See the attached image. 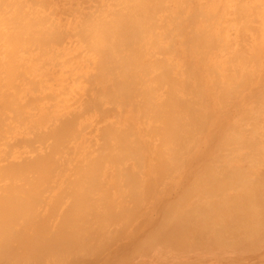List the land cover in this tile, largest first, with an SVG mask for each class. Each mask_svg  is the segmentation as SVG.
<instances>
[{
  "label": "bare ground",
  "instance_id": "obj_1",
  "mask_svg": "<svg viewBox=\"0 0 264 264\" xmlns=\"http://www.w3.org/2000/svg\"><path fill=\"white\" fill-rule=\"evenodd\" d=\"M54 1L0 0V264L263 262L264 0Z\"/></svg>",
  "mask_w": 264,
  "mask_h": 264
},
{
  "label": "rangeland",
  "instance_id": "obj_2",
  "mask_svg": "<svg viewBox=\"0 0 264 264\" xmlns=\"http://www.w3.org/2000/svg\"><path fill=\"white\" fill-rule=\"evenodd\" d=\"M51 1V2H50ZM48 2H50V4H51V6L54 8L55 7V5L53 4V3H58L57 1H54V0H48ZM231 2H236V0L234 1V0H231L230 1V4H231ZM230 4H229V6H230ZM52 8V9H53ZM230 8V7H229ZM228 8V11L230 12V9ZM228 12V13H229ZM232 17V15H230V17L228 16V18H231ZM261 22V21H260ZM252 24H255V22L254 23H252ZM264 25V24H263ZM263 25H260L261 27H263L262 28V33H264V26ZM233 30H234V32H233ZM237 31H238V29H237ZM229 32H233V34L235 35L236 34V28H235V26H233V28L229 31ZM232 34V33H231ZM253 34H254V32H253ZM255 35V34H254ZM247 37V39L249 40V38H248V36H246ZM246 37H245V39H246ZM246 39V40H247ZM48 83H51V80H49L48 81ZM55 84V83H54ZM54 84H52L51 85V88H53V86H54ZM128 106H125V109L123 110V112L121 113L122 114V116H124V115H126L127 114V111H128ZM109 115H111V114H109ZM136 117H134V119H132V120H134L135 122H136V119H135ZM94 121H95V119H93L92 120V124L94 123ZM96 121H98V122H95L94 123V126H97L98 124H99V121H101L100 120V118L99 119H97ZM137 123V122H136ZM181 172L180 171H177L176 173H172V175H171V177H170V179L169 180H167V182L169 183L170 182V186H173V185H176L177 184V179L181 176V174H180ZM174 176V177H173ZM177 176V178H175ZM175 183V184H174ZM187 186H189V185H187ZM187 186H185V187H187ZM249 254V255H248ZM250 254H253V252H251V253H245V254H243V255H240V256H237V255H235V254H233V255H231V258H228V259H230V262L232 261V260H240L241 258V262H255L256 261V257L254 256V255H250ZM247 256V257H246ZM248 256H250V257H248ZM233 258V259H232ZM239 258V259H238ZM253 258V259H252ZM255 258V259H254ZM203 260H207L208 262L210 261V260H208V259H203ZM247 260V261H246ZM225 261V260H224ZM224 261H222L224 264L226 263V262H224ZM194 262H196V263H200L198 260H195L194 259ZM258 264H264V261L263 262H261V263H258Z\"/></svg>",
  "mask_w": 264,
  "mask_h": 264
}]
</instances>
